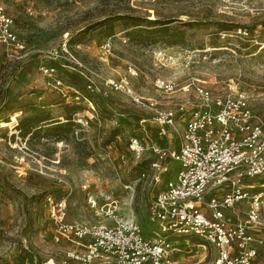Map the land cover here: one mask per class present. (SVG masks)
<instances>
[{"label": "rangeland", "instance_id": "rangeland-1", "mask_svg": "<svg viewBox=\"0 0 264 264\" xmlns=\"http://www.w3.org/2000/svg\"><path fill=\"white\" fill-rule=\"evenodd\" d=\"M0 36V264H61L78 247L55 241L48 197L66 202L68 223L110 226L116 208L155 239L150 205L178 171L155 151L176 147L156 110L191 111V83L237 86L264 120V0H0ZM247 184L233 221L264 195V175ZM172 257L217 262L194 238H173Z\"/></svg>", "mask_w": 264, "mask_h": 264}, {"label": "built area", "instance_id": "built-area-1", "mask_svg": "<svg viewBox=\"0 0 264 264\" xmlns=\"http://www.w3.org/2000/svg\"><path fill=\"white\" fill-rule=\"evenodd\" d=\"M156 86L165 92L177 87L161 80ZM190 87L198 100L191 111L184 105L177 111L156 110L161 135L165 127L171 128L176 147L160 150L155 144V151L161 160L177 164L178 171L150 205L148 220L155 239L146 237L137 222L122 218L116 208L105 213L110 226L68 223L66 202L48 197L55 241L78 246L61 264H176L173 238H194L214 248L216 264H254L255 243L262 240L250 230L258 222L264 195L254 198L247 222L233 221L227 211L248 200L254 187L247 183L264 175V120L253 113L237 86L218 95L197 82ZM135 101L142 104L141 99ZM91 207L97 209L96 202Z\"/></svg>", "mask_w": 264, "mask_h": 264}, {"label": "trees", "instance_id": "trees-1", "mask_svg": "<svg viewBox=\"0 0 264 264\" xmlns=\"http://www.w3.org/2000/svg\"><path fill=\"white\" fill-rule=\"evenodd\" d=\"M27 128V126H21L20 127V129L22 130V129H26Z\"/></svg>", "mask_w": 264, "mask_h": 264}, {"label": "crops", "instance_id": "crops-1", "mask_svg": "<svg viewBox=\"0 0 264 264\" xmlns=\"http://www.w3.org/2000/svg\"><path fill=\"white\" fill-rule=\"evenodd\" d=\"M164 189V188H163Z\"/></svg>", "mask_w": 264, "mask_h": 264}]
</instances>
